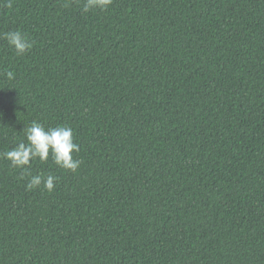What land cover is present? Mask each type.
Segmentation results:
<instances>
[{"label":"trees","instance_id":"trees-1","mask_svg":"<svg viewBox=\"0 0 264 264\" xmlns=\"http://www.w3.org/2000/svg\"><path fill=\"white\" fill-rule=\"evenodd\" d=\"M34 120L82 164L0 158V264H264V0L0 6V153Z\"/></svg>","mask_w":264,"mask_h":264},{"label":"clouds","instance_id":"clouds-1","mask_svg":"<svg viewBox=\"0 0 264 264\" xmlns=\"http://www.w3.org/2000/svg\"><path fill=\"white\" fill-rule=\"evenodd\" d=\"M14 0H0V6L12 8ZM113 0H82L84 13L101 10L107 11ZM8 45L15 50L17 56H23L34 47V41L23 30L17 29L3 33ZM8 80L15 79L14 71H6ZM26 140H21L16 147L0 153V158L10 161L13 168L22 172L21 179H27L26 188L34 190L41 186L48 192L55 190L58 177L53 174H35L31 172L35 161L46 163L49 158L59 168L75 173L82 164L75 154L80 152L79 143L75 142V133L70 126L58 125L48 128L45 124L32 121L24 129Z\"/></svg>","mask_w":264,"mask_h":264}]
</instances>
